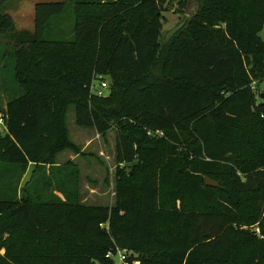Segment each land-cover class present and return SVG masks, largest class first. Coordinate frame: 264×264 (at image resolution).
Returning <instances> with one entry per match:
<instances>
[{
  "label": "trees",
  "instance_id": "trees-1",
  "mask_svg": "<svg viewBox=\"0 0 264 264\" xmlns=\"http://www.w3.org/2000/svg\"><path fill=\"white\" fill-rule=\"evenodd\" d=\"M9 1L0 36L13 38L4 57L16 92L0 109V168L15 169L17 189L29 165L51 170L77 151L65 127L73 105L79 126L116 128L130 170L111 207L63 191L45 200L36 182L0 200V264H113L116 249L126 264H264V0H194L164 43L172 0H71L69 42L44 34L65 2L39 5L36 33L18 34ZM102 78L98 97L90 86Z\"/></svg>",
  "mask_w": 264,
  "mask_h": 264
},
{
  "label": "rangeland",
  "instance_id": "rangeland-1",
  "mask_svg": "<svg viewBox=\"0 0 264 264\" xmlns=\"http://www.w3.org/2000/svg\"><path fill=\"white\" fill-rule=\"evenodd\" d=\"M45 1L48 3H66L65 9H62L63 12L55 13V16L44 27L46 38L48 40L71 41L73 39L72 30L74 25L72 7L70 6L71 0H10L2 10L3 13L12 16L14 28L18 34L24 32L35 34L36 24L34 20L31 19L24 26L17 14L21 9H28L32 12L37 3L40 5ZM179 2H185L186 7L184 9L181 8ZM196 8L194 0L168 1L163 12L161 43L167 42L176 29L179 26L181 27L194 13ZM260 36L264 38V30H262ZM12 41L13 38L9 35L0 36V52H2L0 54V70L3 72L0 75V109L2 110L6 109L8 101L15 97L16 92L12 83V74L8 68V58L4 57L5 52L10 50ZM100 81L108 85V81L105 78ZM93 84L98 86L97 82ZM258 93H264V82L258 85ZM104 94L107 95L106 92ZM65 127L67 140L76 147L77 151L67 149L57 154L55 165L51 170L48 167L43 170H34V166L29 165L25 173L19 178L17 189L14 187V182L17 178L15 169L0 168L1 173L11 172L5 178V185L0 188V200L6 201L7 198L10 199V195L14 191L17 194H20L23 190L32 192L33 184L36 182L38 183L36 189L45 200H50V197L56 198L57 196L62 198L60 192L63 191V193H74L78 202L86 206L111 207L114 204L116 182L124 174V171L130 170V166L117 161V157L121 152L118 150L116 128L112 127L104 135H101L95 129L79 126L76 123L73 105L67 107ZM0 132L3 134V127H0ZM236 176L240 181L244 180V176L240 172H237ZM47 181L52 184L50 188L45 185ZM245 230H250L256 234L259 232L257 228H245ZM0 254L4 255V251L2 250ZM127 257L130 258L131 254L127 253ZM112 261L113 264H121L118 253L112 256Z\"/></svg>",
  "mask_w": 264,
  "mask_h": 264
},
{
  "label": "built area",
  "instance_id": "built-area-1",
  "mask_svg": "<svg viewBox=\"0 0 264 264\" xmlns=\"http://www.w3.org/2000/svg\"><path fill=\"white\" fill-rule=\"evenodd\" d=\"M97 84H98V86L94 85L93 83L91 84V86H90L91 93L97 95L98 97L106 96V94H104V92L107 91L106 89H107L108 85L105 82H103V81L102 82L98 81ZM251 90L252 91H256L255 83H253L251 85ZM0 127H3V120H2L1 117H0ZM116 253L119 254L120 263L121 264H126L125 262H127V258L128 257H127V252L125 250L116 249L114 253L113 252H108L106 254L105 258L108 259V260H112V256L115 255Z\"/></svg>",
  "mask_w": 264,
  "mask_h": 264
},
{
  "label": "crops",
  "instance_id": "crops-1",
  "mask_svg": "<svg viewBox=\"0 0 264 264\" xmlns=\"http://www.w3.org/2000/svg\"><path fill=\"white\" fill-rule=\"evenodd\" d=\"M55 3H59V2H53L52 4H55ZM61 3V2H60ZM64 3V2H63ZM35 6H38V3H37V5H35ZM33 13L31 12V11H29L28 9H21L19 12H18V14H17V16L21 19V22L23 23V25L24 26H26L28 23H29V21L31 20V19H33ZM11 18H12V16H11ZM14 19V18H13ZM15 21V20H14ZM163 29V28H162Z\"/></svg>",
  "mask_w": 264,
  "mask_h": 264
},
{
  "label": "water",
  "instance_id": "water-1",
  "mask_svg": "<svg viewBox=\"0 0 264 264\" xmlns=\"http://www.w3.org/2000/svg\"><path fill=\"white\" fill-rule=\"evenodd\" d=\"M34 12H35V8L32 9V13H33L32 16H33V20L35 22V13ZM261 99L264 100V94L261 95ZM204 181H205V185L208 187H212V188L218 187V184L216 182L212 181L211 179H209L207 177L204 179Z\"/></svg>",
  "mask_w": 264,
  "mask_h": 264
},
{
  "label": "flooded vegetation",
  "instance_id": "flooded-vegetation-1",
  "mask_svg": "<svg viewBox=\"0 0 264 264\" xmlns=\"http://www.w3.org/2000/svg\"><path fill=\"white\" fill-rule=\"evenodd\" d=\"M60 3V2H59ZM49 4H52V3H48L47 1H45V2H42L40 5H49ZM37 5V4H36ZM39 6V5H38ZM38 6H35L34 8H35V24H36V21H37V7ZM7 14V13H6ZM9 17H11V15H9V14H7Z\"/></svg>",
  "mask_w": 264,
  "mask_h": 264
}]
</instances>
